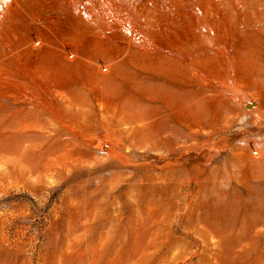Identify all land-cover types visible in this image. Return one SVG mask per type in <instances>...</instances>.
Listing matches in <instances>:
<instances>
[{
	"label": "rangeland",
	"instance_id": "1",
	"mask_svg": "<svg viewBox=\"0 0 264 264\" xmlns=\"http://www.w3.org/2000/svg\"><path fill=\"white\" fill-rule=\"evenodd\" d=\"M0 264H264V0H0Z\"/></svg>",
	"mask_w": 264,
	"mask_h": 264
},
{
	"label": "water",
	"instance_id": "2",
	"mask_svg": "<svg viewBox=\"0 0 264 264\" xmlns=\"http://www.w3.org/2000/svg\"><path fill=\"white\" fill-rule=\"evenodd\" d=\"M255 103H251V105L253 106ZM250 108V107H249Z\"/></svg>",
	"mask_w": 264,
	"mask_h": 264
},
{
	"label": "bare ground",
	"instance_id": "3",
	"mask_svg": "<svg viewBox=\"0 0 264 264\" xmlns=\"http://www.w3.org/2000/svg\"><path fill=\"white\" fill-rule=\"evenodd\" d=\"M249 107H251V105H249ZM216 254V253H215ZM212 257V256H211Z\"/></svg>",
	"mask_w": 264,
	"mask_h": 264
}]
</instances>
